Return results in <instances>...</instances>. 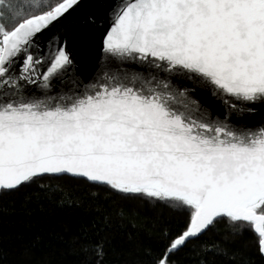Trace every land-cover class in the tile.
Here are the masks:
<instances>
[{"label":"snow or ice","instance_id":"6c2138e0","mask_svg":"<svg viewBox=\"0 0 264 264\" xmlns=\"http://www.w3.org/2000/svg\"><path fill=\"white\" fill-rule=\"evenodd\" d=\"M77 4L0 0V199L45 175L83 178L189 213L154 264L222 218L249 225L264 256V127L214 120L193 99L211 91L233 114L264 103V0H117L89 86L65 83L67 41L39 40ZM226 243L204 255L226 256Z\"/></svg>","mask_w":264,"mask_h":264},{"label":"trees","instance_id":"16d2710c","mask_svg":"<svg viewBox=\"0 0 264 264\" xmlns=\"http://www.w3.org/2000/svg\"><path fill=\"white\" fill-rule=\"evenodd\" d=\"M188 215L168 201L45 175L0 199V264H154ZM224 241L226 256L204 255ZM257 241L249 225L222 218L171 264H264Z\"/></svg>","mask_w":264,"mask_h":264},{"label":"water","instance_id":"95a60500","mask_svg":"<svg viewBox=\"0 0 264 264\" xmlns=\"http://www.w3.org/2000/svg\"><path fill=\"white\" fill-rule=\"evenodd\" d=\"M116 3L117 0H78L76 6L39 37L41 48L45 51H47L46 46L53 39L67 41L74 67L70 75L65 78V83H70L73 76L80 79L85 86L98 82L106 60L103 40L112 22ZM132 67H136L146 78L156 76L157 79H164L167 76L163 71L140 69L136 65ZM43 71V68L37 70L38 82L42 79L39 73ZM173 83L179 87L187 85L188 81L175 79ZM63 91L64 89L61 88L60 92ZM193 99L203 105L214 120L224 121L232 127L246 126L254 130L264 127V103L259 101L254 102V106L239 104L240 111L233 114L211 91L197 90Z\"/></svg>","mask_w":264,"mask_h":264}]
</instances>
